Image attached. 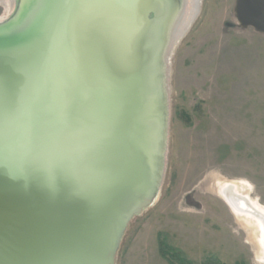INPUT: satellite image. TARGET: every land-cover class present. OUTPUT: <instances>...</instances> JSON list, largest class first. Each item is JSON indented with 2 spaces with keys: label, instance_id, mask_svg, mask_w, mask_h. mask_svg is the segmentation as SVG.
Returning a JSON list of instances; mask_svg holds the SVG:
<instances>
[{
  "label": "water",
  "instance_id": "95a60500",
  "mask_svg": "<svg viewBox=\"0 0 264 264\" xmlns=\"http://www.w3.org/2000/svg\"><path fill=\"white\" fill-rule=\"evenodd\" d=\"M165 1L30 0L0 28V264H117L157 173ZM237 15L264 34V0Z\"/></svg>",
  "mask_w": 264,
  "mask_h": 264
},
{
  "label": "rangeland",
  "instance_id": "374dc122",
  "mask_svg": "<svg viewBox=\"0 0 264 264\" xmlns=\"http://www.w3.org/2000/svg\"><path fill=\"white\" fill-rule=\"evenodd\" d=\"M238 1L203 0L172 54L160 198L131 221L117 264H168L159 235L194 264H257L250 230L212 192L214 176L246 182L264 206V34L241 25ZM9 13L0 0V21Z\"/></svg>",
  "mask_w": 264,
  "mask_h": 264
},
{
  "label": "bare ground",
  "instance_id": "6f19581e",
  "mask_svg": "<svg viewBox=\"0 0 264 264\" xmlns=\"http://www.w3.org/2000/svg\"><path fill=\"white\" fill-rule=\"evenodd\" d=\"M10 13L4 20L0 21V28L17 23L25 14L30 0H7ZM196 0H167L154 13L157 27L162 24L159 56H158V84L162 101L161 136L158 149L157 173L152 178V190L149 198H146L134 212L144 213L157 204L163 185L167 161L163 157L168 137L166 125L170 126L171 108L168 103L170 96L169 79L171 72V57L180 43V37L185 34L195 20ZM164 11L163 21L160 20V12ZM195 12V14H194ZM158 29L155 34L157 35ZM159 34V33H158ZM184 37V36H183ZM212 178V177H210ZM209 179V178H208ZM207 179V180H208ZM215 188L212 189L216 195L222 198L236 217L237 222L250 230L248 243L253 246L257 264H264V206L259 201H253L250 196V187L246 182L231 181L226 178L214 176L212 178ZM217 184V185H216ZM217 186V188H216Z\"/></svg>",
  "mask_w": 264,
  "mask_h": 264
},
{
  "label": "trees",
  "instance_id": "16d2710c",
  "mask_svg": "<svg viewBox=\"0 0 264 264\" xmlns=\"http://www.w3.org/2000/svg\"><path fill=\"white\" fill-rule=\"evenodd\" d=\"M159 253L168 264H194L188 261L178 249L168 245L163 235H159Z\"/></svg>",
  "mask_w": 264,
  "mask_h": 264
}]
</instances>
